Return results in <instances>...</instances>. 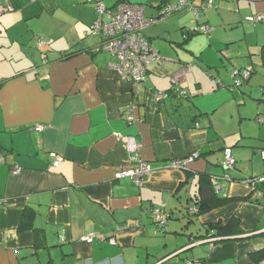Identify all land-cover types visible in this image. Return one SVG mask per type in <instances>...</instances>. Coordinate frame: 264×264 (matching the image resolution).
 I'll list each match as a JSON object with an SVG mask.
<instances>
[{
	"label": "crops",
	"instance_id": "0c3cea01",
	"mask_svg": "<svg viewBox=\"0 0 264 264\" xmlns=\"http://www.w3.org/2000/svg\"><path fill=\"white\" fill-rule=\"evenodd\" d=\"M101 1L110 7L122 0ZM126 1L144 4L152 16L159 3L174 0ZM1 3L14 9L0 14V264H264L252 256L264 248V196L245 181L260 175L232 171L233 180L219 179L218 189L212 183L214 192L247 199L193 211L199 177L224 173V147L235 161L239 149L232 147L246 140L264 149V23L245 19L264 15V0H214L196 22L179 16L195 74L187 75L181 56L164 57L137 85L120 80L108 67L113 58L99 50L101 38L88 36L95 12L86 0ZM202 23L205 35L186 37ZM154 28L143 35L161 53L164 44H153L152 35H173L166 23ZM233 67L250 70L237 89L228 88ZM154 88L163 99L155 100ZM129 103L133 123L124 118ZM236 122L239 130L226 128ZM118 135L134 137L141 158L154 165L138 184L115 176L134 165ZM50 153L60 156L57 165ZM193 153L185 169L165 166ZM155 211L166 215L163 225ZM232 216L237 234L209 227ZM89 233L103 239L83 240Z\"/></svg>",
	"mask_w": 264,
	"mask_h": 264
},
{
	"label": "built area",
	"instance_id": "2783aa9c",
	"mask_svg": "<svg viewBox=\"0 0 264 264\" xmlns=\"http://www.w3.org/2000/svg\"><path fill=\"white\" fill-rule=\"evenodd\" d=\"M87 3L92 4L95 12V19L89 27V34L91 36H98L101 38L99 43V50L109 54L113 60L108 63V67L115 71L120 80L124 82L137 85L145 80L147 67L150 63L161 60L162 57L157 50L152 48L149 42L144 37L142 30L160 19H165L172 14L182 11L183 9L192 10L196 19L199 16V6L213 7L214 0H204L199 6L191 3V0H174L164 2L158 9L156 17H149L146 15V6L142 3L129 2L122 0L113 6H106L101 0H86ZM14 7L10 4H2L0 1V14L13 10ZM249 22L264 23V15L256 14L245 17ZM203 33H207L209 26L207 24H199L195 27ZM42 39L39 40L38 45L43 44ZM232 84L229 86L231 89L239 87L250 76V70L240 67L232 68ZM179 94L184 95L185 90L177 88ZM156 100L164 98L162 92L156 93ZM124 118L127 123H133L137 120L134 114V105L129 103L125 106ZM43 125H36L34 128L37 131L43 129ZM129 154L130 160L134 163L133 167L121 169L116 172V178L128 177L134 183L138 184L144 177L150 174L154 169V165L145 161L140 156L141 143L134 137L118 135ZM224 156L222 164L225 168H232L234 158L231 154L230 148L224 149ZM52 163L57 165L60 156L55 153H50ZM261 156L264 159V149L261 151ZM197 157V153H193L185 158L173 159L167 167L176 169H185L187 164ZM2 159H0V162ZM14 173L19 172V167L13 168ZM227 178V177H225ZM259 177L258 180H262ZM249 180L251 182H249ZM245 180L252 185L256 180ZM211 182L215 188L218 189V178L212 177ZM252 183V184H251ZM193 211H196L194 209ZM155 219L159 225H163L166 220V215L160 211H155ZM93 236L103 239V236L98 233H89L83 237V240L90 241ZM112 241V239H109ZM184 264H205L201 260H186Z\"/></svg>",
	"mask_w": 264,
	"mask_h": 264
},
{
	"label": "rangeland",
	"instance_id": "374dc122",
	"mask_svg": "<svg viewBox=\"0 0 264 264\" xmlns=\"http://www.w3.org/2000/svg\"><path fill=\"white\" fill-rule=\"evenodd\" d=\"M196 1L200 2L201 0H196ZM201 3H200V5H201ZM146 5H147V9L148 10L157 11V9H155V7H152L150 4H146ZM207 8H210V7H204L202 9L199 6L198 19L200 18L202 11H204ZM146 15L151 17L148 14H146ZM157 15H158V11H157V14L155 12V15H152V17H156ZM182 15H188L191 18V20H194V22H196L195 21V19H196L195 13L192 10L186 8V9H183L182 11H180V12H177L175 14L170 15L169 17H167L165 19L157 20L156 22H154L152 24H149L146 27L147 28L150 27V26L155 27L154 30L155 31L159 30V32H160L162 30L163 23H166L167 26L171 28L170 32L174 36V37L171 36L172 39H170V40L168 39L166 41V39H164L166 37V35L163 36V35H161V32H160V35L159 34L158 35H152V39L151 40H152V42H154L153 44H159V45L164 44L163 46L161 45L162 46V52L159 53L162 57H165V58L167 57V59L168 58L169 59L170 58H176L177 59L178 55H179V56H181L182 59L184 58V60H187L189 63L188 64H186V63L184 64V69H186V71L188 72V74H187L188 76L193 77V75L195 74V71H196L195 67H197V63L195 61L196 58L193 57V55H191L186 50L185 45L187 44V41L184 42L185 35L182 33V30L177 27L178 17L182 16ZM146 27L142 30V33L145 32L144 30L146 29ZM177 32H179L180 38L177 39V41H175L176 40L175 38H177ZM197 35H201L202 36V35H205V33H202V34L198 33L195 36H197ZM88 36H90V38L93 37L91 35H88ZM88 36H86V37H88ZM171 40H174L172 42H175V43L170 42ZM176 43H178V44H176ZM167 48H169L171 51L168 52ZM173 50H175L177 53H174ZM164 51H166L167 53H164ZM232 72H233V70L231 69L230 72H229V76H230V79H231V84H232V81H233V79L231 77ZM228 88L231 89L230 87H228ZM235 88L237 89V87H235ZM153 90L157 93L156 88H154ZM236 113H237V111H236ZM236 121H238L237 118H236ZM244 122H245V120H244ZM246 125H248L247 121L242 124V127H245ZM226 128L227 129L233 128L235 130H239L238 129L239 128V124L236 122L235 123V127L229 126L227 124ZM245 144L246 145H244V146L236 145V146L232 147L233 150L236 149V147L239 149V155H237L238 159H236L235 165H234V167L232 169L229 170V173H231L232 171H235V170H237V171L239 170L238 172L241 171L243 174L248 175V176L251 175L252 173H254V174L260 175V176H257V177H262L263 173H264V159L261 156V150L262 149L251 147L253 142H251L249 140H246ZM234 155H236L235 152H234V154L232 156L234 157Z\"/></svg>",
	"mask_w": 264,
	"mask_h": 264
},
{
	"label": "trees",
	"instance_id": "16d2710c",
	"mask_svg": "<svg viewBox=\"0 0 264 264\" xmlns=\"http://www.w3.org/2000/svg\"><path fill=\"white\" fill-rule=\"evenodd\" d=\"M162 4L163 3H159L158 8ZM213 7H215V5H213ZM213 7H210V8H213ZM202 24H205V23H202ZM195 33H203V32L196 30V28H192L186 32V37H187V35H193ZM67 55H69V54H66L64 56H67ZM175 91L178 95L183 96V95L179 94L177 90H175ZM155 95H156V92H155ZM155 100H156V96H155ZM156 101H159V100H156ZM225 148H230V147H224L223 152H224ZM198 155L199 154L197 153V156ZM223 156H224V154H223ZM234 165H235V160H234L233 167H234ZM221 166L224 170L223 174L210 175V176H208L207 174H202L198 179L199 197H198V207L196 209V212L198 214L205 212V211H208V210H211L213 208L222 206L224 204H227L230 201L235 200V199H242V200L247 199V197H226V196L222 197V196H218L214 192L212 182H211L212 177H217L218 180L219 179H225V180H233L234 179L233 177H231L229 175V170L232 169L233 167L229 168V169L225 168L222 163H221ZM225 177H227V178H225ZM262 178H263L262 180H258L259 177L258 178L257 177H246V180H249V179L256 180L253 184L252 183L251 184H252V186H254L255 189H259L261 191L262 195L264 196V176H262ZM249 182H251V181L249 180ZM209 227L211 229H215L216 234H218L219 236H228V235H232V234H237L241 231L240 226H239V219L234 217V216H232L225 223H221V222L210 223ZM252 256L256 259H260V258L264 257V248L254 252L252 254ZM196 260H201V259H196Z\"/></svg>",
	"mask_w": 264,
	"mask_h": 264
}]
</instances>
